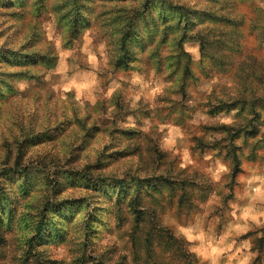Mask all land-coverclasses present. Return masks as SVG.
<instances>
[{
  "label": "rangeland",
  "instance_id": "obj_1",
  "mask_svg": "<svg viewBox=\"0 0 264 264\" xmlns=\"http://www.w3.org/2000/svg\"><path fill=\"white\" fill-rule=\"evenodd\" d=\"M171 1L200 12L186 53L158 37L162 65L135 46L120 69L109 0L71 40L49 7L0 3V53L55 58L0 60V264H264V0Z\"/></svg>",
  "mask_w": 264,
  "mask_h": 264
},
{
  "label": "trees",
  "instance_id": "obj_2",
  "mask_svg": "<svg viewBox=\"0 0 264 264\" xmlns=\"http://www.w3.org/2000/svg\"><path fill=\"white\" fill-rule=\"evenodd\" d=\"M28 1L33 2L34 5L39 8L35 10L36 15L34 16L36 17L39 16L40 10H42L41 7H49V12L55 15L56 22L60 25H63L67 33H69L68 39L70 40L77 37V35H79V33H81L82 30L91 23V21H87L86 17V12L88 11L86 9L87 0H0V3H8L18 6L24 5L28 3ZM109 1L112 3V6L111 8L105 10V18L103 21L105 26L110 31L109 43L111 45V54L115 59L116 68H128V65L131 61L130 58L133 57L132 53L135 46H139V54L147 53V57L149 59L154 61L156 59L158 60V63L162 65L160 51L156 50V52H154L152 48L154 42L157 43L156 39L158 37H160L158 47L166 45L165 43L171 41L169 45L175 48V52L179 54L177 60L175 57L177 54H173L172 57L174 61L171 62V65H175L176 62L180 61V55L186 53L183 47V42L185 39H187L186 37H188L189 32L191 31V24H195V17H193L192 14L196 13L199 15V11L191 10L185 4L173 2L171 0H132L131 4H118V1L121 0ZM103 14L104 13L93 14L94 19L100 20V18L103 17ZM216 21H219L220 23L231 24L233 28H236L238 25L236 18L229 16L217 18ZM142 31H145V33L143 34ZM173 35L174 38H172ZM225 42H231V49H235L234 40L232 37L226 38ZM149 48H152V50L150 51ZM32 53H35L37 56L35 57V55H32L31 53L28 54V52L17 53L15 50H8L7 52L0 53V60L5 62H14L20 67H29V70L36 66L40 59H45V61L48 60L51 62L55 60V58L39 55L34 51ZM19 75L24 76L22 74ZM247 94L248 93H246V96H248ZM263 102V96L251 98L250 109L254 110ZM233 132L234 135L232 138H235L233 140L230 138V143L232 144H234L235 140L238 139V134L242 133L240 129L233 130ZM226 156H232V158L234 157L235 162L238 158L237 154L234 152L227 154ZM236 168L238 169V166H236ZM236 168L231 175L233 179L237 175ZM188 183H190V181H188ZM170 184L174 183L170 182ZM190 185H192V183H190ZM212 186L213 184L208 181L207 187L203 188L204 186H201L199 190L204 193V190H212ZM183 191H186V184L183 185ZM110 194L113 195L114 190L110 191ZM186 195L190 196L189 190L187 191ZM120 196L121 193L118 194V197ZM182 202L183 198L180 199L179 203L181 204ZM1 209L2 211H0V213H3L4 215L8 214V212H11V208L8 206ZM61 210H64V212L66 211V213H68L69 211H72V206H67ZM41 228L42 225L39 224L38 229ZM42 231L43 230L39 232L40 236L43 234ZM167 233L169 235L170 241H172L174 245L176 244L179 246L178 244L181 243V239L175 237L171 232ZM175 257L189 258L191 256L184 252V254H179V256L175 255Z\"/></svg>",
  "mask_w": 264,
  "mask_h": 264
},
{
  "label": "crops",
  "instance_id": "obj_3",
  "mask_svg": "<svg viewBox=\"0 0 264 264\" xmlns=\"http://www.w3.org/2000/svg\"><path fill=\"white\" fill-rule=\"evenodd\" d=\"M239 256H241V255H238V252H236V251L232 254V258L237 264H245V262H243L241 260V257H239Z\"/></svg>",
  "mask_w": 264,
  "mask_h": 264
}]
</instances>
